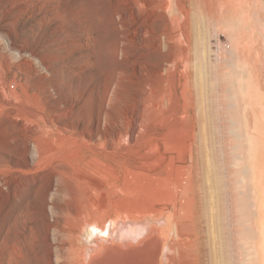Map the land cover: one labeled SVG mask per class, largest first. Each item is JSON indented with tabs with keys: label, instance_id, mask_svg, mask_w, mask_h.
Listing matches in <instances>:
<instances>
[{
	"label": "rangeland",
	"instance_id": "1",
	"mask_svg": "<svg viewBox=\"0 0 264 264\" xmlns=\"http://www.w3.org/2000/svg\"><path fill=\"white\" fill-rule=\"evenodd\" d=\"M260 91L264 0H0V264L15 241L22 264H82L90 223L140 222L162 264H258Z\"/></svg>",
	"mask_w": 264,
	"mask_h": 264
},
{
	"label": "bare ground",
	"instance_id": "2",
	"mask_svg": "<svg viewBox=\"0 0 264 264\" xmlns=\"http://www.w3.org/2000/svg\"><path fill=\"white\" fill-rule=\"evenodd\" d=\"M167 7H169V6L167 5ZM123 18H124V16H123ZM64 172H65L64 170H61L56 174L58 181L61 180L62 174ZM55 191H56V193H59V188L55 187ZM51 197H52V195H51ZM51 208H53V207H51ZM18 221H19V219H18ZM33 221H34V219H33ZM104 225H105V223L102 226L94 225V224L90 223L91 229H96L98 231L94 232V234L96 236V238H95L96 241L94 240L95 242L93 243V245H91L89 247L90 249L87 251V253H84V255H82L83 256L82 264H162L161 254L164 251L166 252V246H165L164 240L161 238L162 230L156 229L158 226L156 228L155 227H149V223L140 222V223H135V224L122 225L119 229L115 230V228L110 229L112 226H109L110 228H107V227L105 228ZM179 225H177V227ZM186 225H188V224H186ZM16 226H18V225L16 224ZM174 227H175L174 228L175 231L176 230L178 231L177 227L176 226H174ZM187 227H186V229H187ZM53 230H52V232H53ZM29 231H30V229H29ZM184 231L186 232V230H183V233H184ZM63 232H65V231H63ZM105 232H107L106 235H103V233L105 234ZM188 233H190V232L188 231ZM69 234H70V236L75 235V234L71 233V231L69 232ZM73 237H71V238H73ZM179 238H178V241H179ZM176 239H177V237H176ZM66 240H67V238H66ZM75 241L78 242L79 238L77 237L75 239ZM16 244H17V242L15 241V245H13L12 247H9L8 250L6 249V255H7V262L6 263L7 264H22L21 257L19 255V253L17 251H15V250H18ZM194 245H196V244L194 243ZM176 248H178V247H176ZM54 249H55V247H54ZM183 249H186V248H183ZM195 250L197 251L198 249L195 248ZM80 251L81 250H79V252ZM95 251H97V252H95ZM181 251H183V250L181 249ZM189 251L191 252V250H189ZM192 251H193V249H192ZM73 252L71 253L72 257L77 258L76 256H73ZM176 256H177V254H176ZM78 257H80V256H78ZM75 258H71V256H70V259H72V260L73 259L75 260ZM164 258L166 259V257H164ZM71 262H73V261H71ZM69 264H70V262H69Z\"/></svg>",
	"mask_w": 264,
	"mask_h": 264
},
{
	"label": "crops",
	"instance_id": "3",
	"mask_svg": "<svg viewBox=\"0 0 264 264\" xmlns=\"http://www.w3.org/2000/svg\"><path fill=\"white\" fill-rule=\"evenodd\" d=\"M247 75L244 76V82ZM247 85V82L246 84ZM264 91L252 99L251 92L243 99L244 115L250 136L249 167L254 209V229L257 235L258 264H264Z\"/></svg>",
	"mask_w": 264,
	"mask_h": 264
},
{
	"label": "built area",
	"instance_id": "4",
	"mask_svg": "<svg viewBox=\"0 0 264 264\" xmlns=\"http://www.w3.org/2000/svg\"><path fill=\"white\" fill-rule=\"evenodd\" d=\"M222 49H226V48H228V46H227V44H222V47H221Z\"/></svg>",
	"mask_w": 264,
	"mask_h": 264
}]
</instances>
